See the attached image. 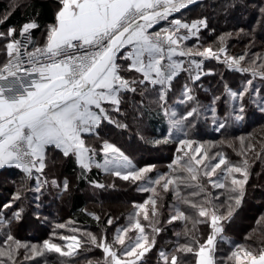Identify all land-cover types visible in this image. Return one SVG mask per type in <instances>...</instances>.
Returning a JSON list of instances; mask_svg holds the SVG:
<instances>
[{
	"label": "snow or ice",
	"instance_id": "obj_1",
	"mask_svg": "<svg viewBox=\"0 0 264 264\" xmlns=\"http://www.w3.org/2000/svg\"><path fill=\"white\" fill-rule=\"evenodd\" d=\"M197 2L58 0L54 21L45 26L42 34L43 44L33 39L32 30L40 27L35 19L23 23L18 30L9 27L0 32V40L6 42L3 50L7 57L0 65V81L8 82L7 87L0 85V169H18L25 181H34L30 190L36 194V201L48 187L63 195L69 191L68 180L61 184L56 179L49 180L45 173L48 152L59 151L64 158H74L80 169L78 179L87 180L94 189L106 187L89 178L88 174L96 168L106 176L135 184L139 192L150 193L142 204L133 205L135 211L128 215L127 224L116 227L111 238L107 228L113 226L115 218L109 215L106 226H101V216L87 209L81 211L97 222L100 234L82 230L74 226V221L57 223L52 236L62 243L53 239L39 244L24 243L10 231L13 221L22 219L23 209L14 211L11 217L0 214V228L9 229L0 241V264H17L21 249L25 261L58 253L64 258L62 264H75L82 252L99 249L102 257L87 260V264H147V254L156 246L163 225L175 221L183 222L184 242L178 239L170 253L159 252L163 264H187L188 254L194 258V264H264V247L256 250L236 244L226 257L217 256L218 242L226 241L222 235L224 222L233 219L247 194L249 154L259 157L261 153L244 136L235 138L238 145L234 141H219L221 145L227 143L241 157L234 163L221 151L211 152L215 142L190 136L201 117L207 123L209 114L217 133L226 130L230 120L243 121L246 96L264 113V94L254 84L257 77L264 83V55H229L225 37L232 33L220 36L215 48L201 44V29L208 27L207 20L189 22L174 15ZM259 12L264 18V6ZM6 19H0V24ZM241 34L243 29L237 33ZM209 59L252 77L237 91L225 85L230 110L223 118L216 108L220 96L204 105L194 95L193 85L201 75L212 74L203 68L204 61ZM181 73H187V80L181 85L175 105H184L183 112L169 104ZM127 94L151 96L150 103L164 118L166 132L151 140L140 135V139L157 148L170 143L178 145V154L168 165V172L150 175L156 165L137 167L120 147L100 137L98 129L105 122L127 130L126 123L114 118V114L124 115L121 106ZM89 138L100 140V148L89 145ZM261 150L264 151V142ZM98 155H102V160L97 159ZM208 185L223 191L213 195ZM169 192L174 202L164 221L159 201L161 193ZM21 198L18 189L13 201ZM260 223H264V215L257 220ZM200 225L210 228L205 239H201ZM58 229H67L70 234H60L55 231ZM176 236L179 238L180 233Z\"/></svg>",
	"mask_w": 264,
	"mask_h": 264
},
{
	"label": "trees",
	"instance_id": "obj_2",
	"mask_svg": "<svg viewBox=\"0 0 264 264\" xmlns=\"http://www.w3.org/2000/svg\"><path fill=\"white\" fill-rule=\"evenodd\" d=\"M58 5V0H19V3L12 5L7 0H0V19H4V23L0 24V32H6L9 27H15L17 30L23 23L30 19H35L40 25L38 29L33 30V39L37 43H41L39 35L45 30V26L54 21L55 6ZM264 6V0H204L190 8L186 9V17L192 19V15L195 13V18H206L208 27L201 30V41L203 45L212 44L215 48L218 38L226 33H232L230 37H225V47L234 56H239L245 52L249 53L251 58L252 53H261L264 55V18L261 17L259 8ZM208 8V9H207ZM183 13V12H181ZM179 15V14H178ZM244 30V34L237 35L240 30ZM18 35V33H17ZM254 41V45H253ZM6 42L0 40V65L6 61V53L3 50V45ZM213 65H210L214 71L212 74L203 75V77L193 85L194 95L200 101L201 104L207 105L211 99L218 95L221 99L217 102V113L222 114V118L230 110L228 97L225 93V85L235 91L240 90L243 86V80L245 75L249 73H239L226 68V66L220 63H215L211 60ZM247 65V61H245ZM187 80V73H181L175 81L176 91L169 96V104H175L177 97L179 96V90L181 85ZM204 82V83H203ZM206 82V84H205ZM259 82V83H257ZM202 83V85H199ZM205 84V85H204ZM254 84L261 89V93L264 94V83L259 78L254 80ZM143 99V104L141 100ZM152 97L142 98L139 94H127L125 101L121 106V111L124 115L114 114V118L120 120L122 123L128 125L127 130L117 129L114 125L107 124L106 122L98 129L100 137L106 139L109 142L115 143L126 155L133 157L137 166L146 164H157L154 172L150 175L154 176L157 172H168V165L172 162L175 156L177 144L170 143L162 148L153 147L150 143H145L140 139V135H143L145 139L151 140L158 138L162 133L166 132L167 125L162 115L158 114V109L155 104H151ZM243 103L246 106L245 119L241 122H233L230 120L226 130H222L221 133L215 132L210 129V119L207 123L204 122L201 117L198 127L190 132V136L197 140H226L228 142H235L238 145V140L235 138L239 136H247L246 139H250L256 146V152L261 153L259 157L255 153H250V176L248 184L252 181H260L264 185V151L261 150V142H264V113H261L259 109L252 104L247 96ZM139 109V110H137ZM179 112L185 111L184 105H177ZM210 115V114H209ZM94 140L93 142H91ZM89 145L99 149L101 145L100 140L89 138L87 140ZM134 145V147H133ZM132 147V148H131ZM139 149V150H136ZM149 150L161 151L162 153L153 158L138 155L141 152H147ZM168 150V152H167ZM165 151V153H163ZM221 151L232 162H238L241 157L236 154L232 148L227 146V143L221 145L218 143L211 152ZM100 155H98L99 157ZM53 160L55 166L62 168V172L67 179L75 178L73 186L69 187V191L63 195H58L57 190L48 187L51 191L48 196V202L54 205L53 213L62 212L67 207V217H69L75 224L80 225L81 228L92 231H100V227L97 226V222L90 216L86 215L82 209H87L88 212H93L90 207L91 202L102 204L105 197L108 194L112 195V203L106 210L103 216H101L100 225L106 226L108 216L115 218L114 224L107 228L109 238L115 232L116 227L124 226L127 224V217L130 213L135 211L134 204H142L145 199L148 198L150 193L139 192L136 189V185L132 183L129 197L122 198L121 195L125 193V190H119L121 182L114 177L106 176L101 170L93 168L88 174L90 179L98 180L104 183L106 187L104 189H94L87 180L78 179L80 169L75 163L74 158H64L59 151L48 152L47 164L45 172H49V163ZM150 160V161H148ZM161 164V165H160ZM54 166V167H55ZM51 174V173H50ZM215 179V177L213 178ZM34 182V181H33ZM33 182H27L23 179V174L15 168L0 169V214L11 217L14 211L23 209L22 219L19 221H13L11 226V234L18 240H29L35 242H42L43 236L30 235L34 234V228L29 224V220L37 218L40 214H49V209L45 211H38V214H34L31 203V187ZM123 182V181H122ZM115 184V187H109V185ZM247 184V185H248ZM90 188L89 195L85 192V189ZM209 191L213 195L221 193V189H213L208 185ZM21 192V199L19 201H13V195L17 190ZM120 192H119V191ZM120 194V195H119ZM67 196V198H63ZM162 199L159 201L161 204V211L163 213L161 219L166 221L169 217L170 205L173 204V196L171 192L161 193ZM252 197L247 188V194L245 200L240 209L237 210V214L231 221L224 222L225 232L222 234L226 241H219L220 250L219 255L226 257L232 248L236 244H247L253 249L258 250L260 247H264V223L257 224L258 218H254L250 224H243L234 226L233 221L239 217L240 213L245 212L248 214L252 210L251 205H257L258 201H255L257 197L262 199V202L257 205V210L264 214V191L257 189ZM224 197H221V202ZM100 202V203H99ZM11 203V208H4L3 205ZM45 205L48 203L45 202ZM183 207V206H182ZM186 212H191L190 209L185 208ZM262 214V215H263ZM256 215V214H255ZM259 216V215H257ZM142 219V218H141ZM36 220V219H35ZM143 222V221H142ZM146 223V222H144ZM164 231L156 237V246L150 253L147 254V264H163V261L159 258V253L155 254L156 250H163L165 252H171L176 245L178 239L180 243L184 242V225L182 221H175L172 224H164ZM190 227V225H189ZM244 227H246L244 229ZM248 227V228H247ZM147 230V229H146ZM179 232V238L176 233ZM210 232V228L205 225L199 226V233L201 239H205ZM242 235V237L240 236ZM5 235H0V241L4 239ZM250 237V239H246ZM230 242V243H229ZM154 256L153 258H151ZM23 257V249H21V255ZM102 257V252L99 249H93L91 252L81 253L76 258L75 264H87V260L96 261ZM40 262L38 264H44V257H39ZM43 259V260H42ZM187 264H194V258L191 254L185 257ZM64 258L47 260L46 264H62ZM22 259L17 261V264H24ZM49 261V262H48ZM37 262H35L36 264Z\"/></svg>",
	"mask_w": 264,
	"mask_h": 264
},
{
	"label": "rangeland",
	"instance_id": "obj_3",
	"mask_svg": "<svg viewBox=\"0 0 264 264\" xmlns=\"http://www.w3.org/2000/svg\"><path fill=\"white\" fill-rule=\"evenodd\" d=\"M7 1L11 4V6L19 3V0H7ZM193 12H195V13L192 15V19H190L189 17H186L189 22H191L192 20H195V19H206V18H195L196 14L198 12L196 13V10L193 11ZM186 18H183V19L187 20ZM42 33H41V35H39V40H40V38L42 36ZM40 42H42V41L40 40ZM40 44H42V43H40ZM188 44H189V46H191L192 41H189ZM207 45H209V43L206 44V45H204V46H207ZM227 52H228L229 55L234 56L232 53H230L228 51V49H227ZM221 59H223V56L221 57ZM212 61L215 62V63H219L216 60H212ZM220 64L221 65H224L222 63H220ZM210 65H213L211 63V59L204 61V66H203L204 72L207 73V72L211 71V73H212L214 71L212 68H210L211 67ZM202 77H203V74L201 75V78ZM251 78L252 77H251V74L250 73L248 75H245L244 80H243V85L245 84L246 79H251ZM257 83H259V82H257ZM205 84H206V82H205ZM199 85H202V83H200ZM232 90L235 91L234 89H232ZM215 96H218V95H215ZM173 105L177 107V105H175V104H173ZM218 116L222 118V114L220 115L218 113ZM209 119H210L209 120L210 121V123H209L210 129L213 131L214 130V126H213V124L211 122L210 115H209ZM244 137L246 138L247 136H244ZM202 141H212V142H215L216 145H218V142H219V141L212 140V139L202 140ZM91 142H93V144H94V140H92ZM133 147H134V145H133ZM136 150H139V149L136 148ZM167 152H168V150H167ZM161 153H162L161 151L149 150L147 152H141L138 155H142V156H145V157L153 158V157L159 156ZM163 153H165V151ZM212 153H215V152L213 151ZM127 156L129 158H131L133 160V162L136 164V161H135V159L133 157H131L129 155H127ZM102 158H103L102 155H100L99 157L97 156V159L98 160H102ZM148 161H150V160H148ZM150 164H152V163H150ZM55 165H56L55 162L53 160H51L50 163H49V166H50L49 167V172L51 174L50 173H46V172H48V170L45 173H46V175H47V177H48L49 180L56 179L58 182H60L62 184L63 181L65 179H67V178L64 176V173L62 172V168L59 167V165L58 166H55ZM146 165H148V164H146ZM146 165H141V166H137V167H144ZM155 165L157 167V164H155ZM218 173H219V170H218ZM115 179H117V178H115ZM67 180L69 182V187L73 186V183L75 182V178L73 177V178L67 179ZM117 180H119L121 182V184L119 185V190H125V193H123V195H121L122 198L129 197V195L131 194L130 191L135 192L133 190H130V187L132 185L131 182H127V181H123L122 182V180H120L119 178ZM259 182L260 181H258V179L257 180L254 179V181L250 182L246 186V188H249V191H250V194H251L252 197H256V196H254V193H255V191L257 189L264 191V185L262 183H259ZM33 184H34V182L30 185V187H32ZM89 191H91L90 188L85 189V192H87L88 195L90 194ZM31 192H32V194H31V198H30L31 200L30 201L32 203L33 213L34 214H38V211L41 212V211H45L46 209H49L50 212H49V214L48 213L47 214H40L39 213L37 215V218H35L36 220L35 219H33V220L30 219L29 220L30 221L29 224L32 226V228H34L33 231H35L34 234H30V235L43 236L44 239H53L55 242L62 243L58 239H56V237H53L52 236V233H53L54 225L55 224H57V223H65V224H67L68 221H72L69 217H67V207H68V204L64 205V206H66L65 209L62 212H59V214L58 213H53L54 205L53 204H50L47 201L48 200V196H50V194H51V191H49L48 188L46 190H44V194L40 197V200L39 201H36L34 199V197H35L36 194L33 191H31ZM116 193H117V191L114 194L109 193L108 194V197H105V200H104V202L102 204L100 202H99L100 204H98L96 202H91L90 203V207L93 209V212L99 213L102 216L105 213H107L106 212L107 208L112 204V203H110L113 200V199H111L113 197L112 195H116ZM63 198L65 199V198H67V196H64ZM255 199H256L255 201H258L257 205L262 202V199L260 197H257ZM45 202L48 203V205H45ZM37 203H39V208H37ZM249 205H251L250 208H252V210H250L248 212V214H246L245 212L240 213L239 214V217L233 221L234 226L235 225L236 226H239V225H241V223H243L244 225L245 224H250V222H252L254 220V218L257 217L259 219L262 216L263 213L262 212H259L257 210V205L256 206L255 205H252V204H249ZM168 211L170 212V209ZM257 215H259V216H257ZM74 226L81 228V226L80 225H77V224H75ZM245 228L246 227H244V229ZM81 229L82 230H87L85 228H81ZM8 231H9V229L0 228V235L4 236ZM10 231H11V229H10ZM55 231H57L60 234H65V235L70 234L67 231V229H58V230H55ZM87 231H92V230H87ZM92 232L96 233L97 235L100 234V231H92ZM240 236L242 237V235H240ZM43 240H42V242H43ZM20 241H22L24 243H29V244H39V242L29 241V240H20ZM42 242H40V243H42ZM219 248H220V243L218 242V251H217L218 258L219 257H222V254L219 255V250H220ZM159 252H160V250L158 248L156 250L155 254H158ZM153 257L154 256H152L151 258H153ZM61 258L62 257H60L58 253H47L46 256L44 257L46 263H47V260L52 261V259L55 260V259H61ZM21 259H22V261L24 260L23 257ZM21 259L17 258V261H19V263H20V260ZM35 262H40L39 257L36 258L35 261H25L24 260V264H35Z\"/></svg>",
	"mask_w": 264,
	"mask_h": 264
},
{
	"label": "crops",
	"instance_id": "obj_4",
	"mask_svg": "<svg viewBox=\"0 0 264 264\" xmlns=\"http://www.w3.org/2000/svg\"><path fill=\"white\" fill-rule=\"evenodd\" d=\"M57 9H58V5L55 6L54 16H55V12L57 11ZM184 16H185V17H184ZM176 17H178V18H186V13H185V12L180 13V14L177 15ZM186 19H187V18H186ZM187 21H188V19H187ZM156 27L158 28V27H160V26H156ZM44 31H45V30H44ZM44 31H43V33H44ZM43 33H42V34H43ZM40 40L42 41L41 43L43 44V42H44L43 35L41 36Z\"/></svg>",
	"mask_w": 264,
	"mask_h": 264
},
{
	"label": "built area",
	"instance_id": "obj_5",
	"mask_svg": "<svg viewBox=\"0 0 264 264\" xmlns=\"http://www.w3.org/2000/svg\"><path fill=\"white\" fill-rule=\"evenodd\" d=\"M32 35H33V30H32ZM18 37V36H17ZM31 50V49H30ZM0 85H3V86H5V87H7L8 86V82H6V81H0Z\"/></svg>",
	"mask_w": 264,
	"mask_h": 264
},
{
	"label": "water",
	"instance_id": "obj_6",
	"mask_svg": "<svg viewBox=\"0 0 264 264\" xmlns=\"http://www.w3.org/2000/svg\"><path fill=\"white\" fill-rule=\"evenodd\" d=\"M202 1H204V0H198V2L196 3V4H198V3H200V2H202ZM195 4V5H196ZM191 6H194V5H191ZM191 6H189V8L191 7ZM185 10H182L181 12H184ZM178 14H180V13H177V14H174L175 16H177Z\"/></svg>",
	"mask_w": 264,
	"mask_h": 264
}]
</instances>
